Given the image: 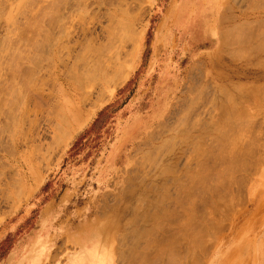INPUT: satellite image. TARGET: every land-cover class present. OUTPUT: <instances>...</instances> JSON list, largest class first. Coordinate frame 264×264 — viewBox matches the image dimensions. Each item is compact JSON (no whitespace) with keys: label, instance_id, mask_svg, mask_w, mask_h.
Returning a JSON list of instances; mask_svg holds the SVG:
<instances>
[{"label":"rangeland","instance_id":"rangeland-1","mask_svg":"<svg viewBox=\"0 0 264 264\" xmlns=\"http://www.w3.org/2000/svg\"><path fill=\"white\" fill-rule=\"evenodd\" d=\"M263 26L264 0H0V264H264Z\"/></svg>","mask_w":264,"mask_h":264},{"label":"bare ground","instance_id":"bare-ground-1","mask_svg":"<svg viewBox=\"0 0 264 264\" xmlns=\"http://www.w3.org/2000/svg\"><path fill=\"white\" fill-rule=\"evenodd\" d=\"M53 2H54V1H53ZM256 6H257V5H256ZM121 8H122V7H121ZM258 8H259V7H258ZM125 10H126V9H125ZM128 11H129V10H128ZM53 14H54V13H53ZM123 14H124V13H123ZM129 14H130V13H129ZM43 15H44V14H43ZM117 15H118V14H117ZM18 16H19V15H18ZM112 16H113V15H112ZM122 16H123V15H122ZM225 16H226V15H225ZM16 17H17V16H16ZM129 18H130V17H129ZM224 18H225V17H224ZM14 19H15V18H14ZM48 19H49V18H48ZM113 19H116V18H113ZM130 20H131V19H130ZM224 20H225V19H223V20L221 19V23H222ZM126 22H127V21H126ZM250 22H251V21H250ZM16 23H17V22H16ZM29 23H30V22H29ZM58 24H59V23H58ZM240 24H241V23H240ZM245 24H246V23H245ZM122 25H125V24H122ZM126 25H127V24H126ZM128 25H130V24H128ZM128 25H127V26H128ZM256 25H257V24H256ZM16 26H17V25H16ZM236 26H237V25H236ZM257 26H258V25H257ZM244 27H245V26H243V28H244ZM263 27H264V26H263ZM42 28H43V27H42ZM127 28H128V31L130 32V27L128 26V27H126V29H127ZM238 28H239V27H238ZM121 29H122V28H121ZM121 29H120V30H121ZM240 29H241V28H240ZM117 30H118V29H117ZM229 30H230V29H229ZM234 30H235V29H234ZM244 30H245V29H244ZM122 31H124V30L122 29ZM126 31H127V30H126ZM241 31H242V30H241ZM247 31H249V30H247ZM256 31H257V30H256ZM261 31H262V30H261ZM110 32L112 33L113 31H110ZM129 32H128V35H130V37H128V38L130 39V38L133 36L132 39L135 40L134 37H135L136 34H134V32H132V31H131L130 33H129ZM229 32H230V31H229ZM229 32H228V33H229ZM236 32H237V31H236ZM238 32H239V31H238ZM43 33H44V32H43ZM113 33H114V32H113ZM113 33H112V34H113ZM125 33H126V32H125ZM132 33H133V34H132ZM241 33H242V32H241ZM245 33H246V32H245ZM245 33L243 32V34H245ZM247 33H248V32H247ZM247 33H246V34H247ZM251 33H252V31H251ZM121 34H122V33H121ZM131 34H132V35H131ZM226 34H227V33H226ZM260 34H261V33H260ZM124 35H125V34H124ZM126 35H127V34H126ZM220 35H221V34H220ZM237 35H240V33H238ZM113 36H114V34H113ZM120 36H121V35H120ZM228 36H229V35H228ZM251 36H252V35H251ZM255 36H256V35H255ZM258 36H259V35H258ZM38 37H39V36H38ZM115 37H116V36H115ZM225 37H227V36L224 35V37H222L223 39H222L221 41H223V42H224V41L227 42V39H229L230 36H229L228 38H226V39H225ZM233 37H234V36H233ZM242 37H243V36H242ZM242 37H241V40H242ZM245 37H246V36H245ZM245 37H243V38H245ZM121 38H122V37H121ZM238 38H239V36H238ZM32 39H33V38H32ZM38 39H39V38H38ZM126 39H127V38H126ZM234 39H236V38H234ZM231 40H233V39L231 38ZM251 40H252V39H251ZM46 41H47V40H46ZM125 41H126V40H125ZM246 41H247V39H246ZM262 41H263V40H262ZM54 42H55V41H54ZM56 42H58V41L56 40ZM132 42H133V41H132ZM132 42H130V43H131V46H132V44H135V43H132ZM236 42H237V41H236ZM238 42H239V41H238ZM238 42H237V44H238ZM247 42H248V41H247ZM258 42H259V41H258ZM61 43H62V42H61ZM122 43H123V42H122ZM227 43H228V42H227ZM230 43H231V42H230ZM240 43H241V42H240ZM243 43H245V42H243ZM35 44H37V43H35ZM104 44H105V43H104ZM107 44H108V43H107ZM220 44H221V43H220ZM222 44L225 45V43H222ZM235 44H236V43H235ZM241 44H242V43H241ZM257 44L259 45V43H257ZM263 44H264V43H263ZM28 45H29V44H28ZM88 45H89V44H88ZM231 45H232V44H231ZM239 45H240V44H239ZM243 45H244V44H243ZM13 46H14V45H13ZM29 46H30V45H29ZM48 46H49V45H48ZM51 46H52V45H51ZM51 46H50V47H51ZM93 46H94V45H93ZM97 46H98V45H97ZM115 46H116V45H115ZM119 46H120V45H119ZM122 46H123V44H122ZM133 46H134V45H133ZM245 46H246V45H245ZM25 47H26V46H25ZM58 47H59V46H58ZM63 47H64V46H63ZM32 48H35V47L33 46ZM52 48H53V47H52ZM55 48H56V47H55ZM59 48H60V47H59ZM88 48H90V47H88ZM91 48H92V47H91ZM103 48H104V46H103ZM106 48H107V47H105V49H106ZM111 48H112V47H111ZM120 48H121V47H120ZM122 48H123V47H122ZM241 48H242V47H241ZM243 48H244V47H243ZM243 48H242V49H243ZM246 48H247V47H245V49H246ZM250 48H251V47H250ZM254 48H255V47H254ZM259 48H260V47H259ZM259 48H258V49H259ZM50 49H51V48H50ZM83 49H85V46L83 47ZM92 49H93V48H92ZM107 49H108V48H107ZM238 49L240 50V48H238ZM46 50H47V49H46ZM48 50H49V49H48ZM55 50H56V49H55ZM59 50H60V49H59ZM63 50H66V49L63 48ZM93 50H94V49H93ZM93 50H92V51H93ZM103 50H104V49H103ZM115 50H116V49H115ZM125 50H126V49H125ZM129 50H130V49H129ZM246 50H247V49H246ZM260 50H261V48H260ZM86 51H88V50H86ZM98 51H99V52H98ZM107 51H112V49H111V50H107ZM113 51H114V50H113ZM116 51H117V50H116ZM116 51H115V52H116ZM120 51H121V50H120ZM230 51H231V50H230ZM256 51H257V50H256ZM261 51H262V50H261ZM88 52L90 53V51H88ZM97 52H98V54H99V53H100V50L97 49V51H96V52H93V53H97ZM103 52H104V51H103ZM239 52H240V51H239ZM248 52H249V51H248ZM253 52H254V51H253ZM253 52H252V53H253ZM93 53H92V55H93ZM128 53H129V51H128ZM231 53H232V52H231ZM234 53H235V52H234ZM245 53H246V52H245ZM75 54H76V53H75ZM98 54H97V55H98ZM108 54H109V53H108ZM130 54H131V53H130ZM237 54H238V52H237ZM248 54H249V53H248ZM253 54H254V53H253ZM253 54H252V55H253ZM60 55H61V54H60ZM110 55H112V54H110ZM113 55H114V54H113ZM116 55L119 56V53L117 54V52H116ZM25 56H26V55H25ZM80 56H81V55H80ZM94 56H95V55H94ZM98 56H99V55H98ZM101 56H102V55H101ZM124 56H125V55H124ZM17 57H18V56H17ZM109 57H110V56H109ZM238 57H239V56H238ZM240 57H241V56H240ZM95 58H96V57H95ZM117 58H118V57H117ZM25 59H26V58H25ZM86 59H87V58H86ZM91 59H92V58H91ZM101 59H102V58H101ZM101 59H98V60L101 61ZM108 59H109V58H108ZM110 59H111V58H110ZM118 59H119V58H118ZM30 60H31V58H30ZM239 60H240V59H239ZM19 61H20V60H19ZM28 61H29V60H28ZM42 61H43V60H42ZM73 61H74V60H73ZM85 61H86V60H85ZM95 61H96V59H95ZM104 61H105V63H107L106 60L104 59L103 62L101 61L102 64H101V63H99V64H98V63H95V64H97V66H96V65H94V66L92 65L93 67H92V66L90 67V70H91V68L95 70V71L91 70L92 74H93V72H95L96 74H97V73H100V74H101V72H104V68H105V67H106V68H107V67H111V65H112V67L109 68V70H108V69H105V70H108V71H109V72L107 71V74L110 75V72H111L110 70L113 68V65H115V64H114L115 62L112 63L110 60H107L108 62H111L112 64L110 63V65L105 66V65H107V64H109V63H107V64L104 65V64H103ZM117 61H120V59L117 60ZM90 62H92V61H90ZM96 62H97V61H96ZM35 63H37V62H35ZM84 64H85V63H84ZM93 64H94V63H93ZM37 65H38V64H37ZM46 65H47V64H46ZM87 65H88V64H87ZM89 65H90V63H89ZM116 65H118V64L116 63ZM263 65H264V64H263ZM28 66H29V65H28ZM30 66H31V65H30ZM52 66H53V65H52ZM260 66H261V65H260ZM0 67H1V66H0ZM6 67H7V66H6ZM35 67H36V66H35ZM86 67H87V66H86ZM38 68H39V67H38ZM40 69H41V68H40ZM118 69H119V68H118ZM68 70H69V69H68ZM90 70H89V71H90ZM112 70H113V69H112ZM121 70H122V69H121ZM123 70H125V69H123ZM79 71H80V70H79ZM89 71H88V72H89ZM44 72H45V71H44ZM56 72H57V71H56ZM56 72H55V75L58 74V73H56ZM88 72H87V74H91V72H89V73H88ZM116 72H117V71H116ZM118 72H121V71L119 70ZM127 72H128V71H127ZM16 73H17V72H16ZM66 73H67V72H66ZM85 73H86V72H85ZM95 73H94V74H95ZM113 73H114V72H113ZM123 73H124V71H123ZM62 74H63V73H62ZM64 74H65V72H64ZM80 74H81V73H80ZM82 74H83V72H82ZM96 74H95V75H92V76L89 75L90 78H91V79H90V78H89V79H90V80H94V78L96 79L97 77H94V76H96ZM102 74H103V73H102ZM107 74H106V75H107ZM121 74H122V73H121ZM121 74H120V75H121ZM128 74H129V73H128ZM13 75H14V74H13ZM52 75H54V74H52ZM52 75H51V77H52ZM59 75H60V74H58V76H59ZM66 75H67V74H66ZM106 75H104V76H106ZM19 76H20V75H19ZM78 76H79V75H78ZM78 76H77V77H78ZM85 76L87 77L88 75H85ZM85 76H83L84 79H86ZM89 76H88V77H89ZM97 76H98V74H97ZM101 76H102V75H101ZM104 76H103V77H104ZM116 76H117V75H116ZM116 76H115V78H116ZM12 77H13V76H12ZM47 77H48V76H47ZM83 77H81V80L83 79ZM93 77H94V78H93ZM121 77H122V76H121ZM53 78H54V77H53ZM72 78L74 79L75 83L78 82V81L75 80V79H76L75 77H72ZM98 78H99V76H98ZM105 78H106V77H105ZM105 78H104V81L106 82L107 79H109L110 77H107L106 79H105ZM54 79H56V78H54ZM84 79H83V81H81V80H79V81L84 83ZM102 79H103V78H102ZM118 79H119V77H118ZM25 80H26V79H25ZM30 80H32V79H30ZM30 80H29V81H30ZM58 80H59V79H58ZM96 80H97V79H96ZM121 80H122V79H121ZM13 81H14V80H13ZM74 81H73V82H74ZM112 81H113V80H112ZM117 81H118V80H117ZM88 82H89V84H88ZM94 82H95V84H96V83L98 82V80H97V82H96V81H94ZM99 82H100V81H99ZM101 82H102V81H101ZM115 82H116V81H115ZM118 82H119V81H118ZM28 83H29V82H28ZM75 83H74V84H75ZM85 83H87V84L84 85L85 88L88 87L87 85H90V81L87 80V79H86ZM92 83H93V81H92ZM92 83H91V84H92ZM7 84H8V83H7ZM74 84H73V85H74ZM2 85H3V84H2ZM75 85L77 86V84H75ZM80 85H81V84L79 83V86H78L79 88H80ZM92 85H93V84H92ZM92 85H90V86H92ZM111 85H112V83H111ZM12 86H13V85H12ZM12 86H11V87H12ZM38 86H39V85H38ZM69 86H70V85H69ZM94 86H95V85H94ZM72 87H73V86H72ZM82 87H83V84H82ZM236 87H237V86H236ZM261 87H262V86H261ZM85 88H83L82 91H80V92H83V90H84ZM99 88H100V87H99ZM234 88H235V87H234ZM257 88H258V87H257ZM80 89H81V88H80ZM28 90H29V89H28ZM71 90H72V88H71ZM100 90H101V89H100ZM236 90H237V89H236ZM239 90H240V89H239ZM6 92H7V91H6ZM6 92H5V93H6ZM23 92H24V91H23ZM73 92H74V91H73ZM101 92H102V90H101ZM225 92H226V91H225ZM247 92H248V91H247ZM261 92H262V91H261ZM13 93H14V92H13ZM17 93H18V92H17ZM88 93H89V91H88ZM230 93H231V92H230ZM10 94H12V93H10ZM26 94H27V93H26ZM83 94H85V93H83ZM255 94H256V93H255ZM75 95H76V94H75ZM90 95H91V93H90ZM25 96H26V95H25ZM30 96H31V95H30ZM230 96H231V95H230ZM257 96H258V95H257ZM257 96H256V97H257ZM261 96H263V95H261ZM261 96H260V97H261ZM13 97H14V96H13ZM23 97H24V96H23ZM27 97H28V94H27ZM86 97H87V96H86ZM227 97H229V96H227ZM16 98H17V97H16ZM80 98H81V97H80ZM84 98H85V97H84ZM229 98H230V97H229ZM231 98H232V97H231ZM263 98H264V96H263ZM22 99H23V98H22ZM198 99H199V98H198ZM225 99H226V98H225ZM256 99H257V98H256ZM258 99H259V98H258ZM24 100H25V98H24ZM34 100H35V99H34ZM76 100H77V99H76ZM84 100H86V99H84ZM66 101H68V100L66 99ZM69 101H70V100H69ZM80 101H81V100H80ZM198 101H199V100H198ZM232 101H233V100H232ZM246 101H247V100H246ZM262 101H264V100H262ZM3 102H4V101H3ZM14 102H15V101H14ZM19 102H20V100H19ZM22 102H24V101L22 100ZM29 102H30V101H29ZM64 102H65V101H64ZM24 103H26V102H24ZM24 103H23V105H24ZM65 103H66V102H65ZM235 103H236V102H234V104H235ZM257 103H258V102H257ZM257 103H256V104H257ZM4 104H5V103H4ZM61 104H62V103H61ZM71 104H72V103H71ZM259 104L261 105L260 102H259ZM0 105H1V104H0ZM63 105H64V104H63ZM66 105H67V103H66ZM74 105H75V104H74ZM74 105L72 104L71 107H73ZM75 106H76V105H75ZM229 106H230V105H229ZM232 106H233V104H232ZM232 106H231V107H232ZM254 106H256V105H254ZM262 106H264V105H262ZM24 107H25V106H24ZM68 107H69V106H68ZM71 107H70V108H71ZM231 107H230V108H231ZM29 108H30V107H29ZM57 108H58V107H57ZM236 108H237V107L235 106V110H234V106L232 107V109H233L235 112H236ZM259 108H260V106H259ZM22 109H23V107H22ZM27 109H28V108H27ZM27 109H25L24 112H27ZM223 109H224V108H223ZM232 109H230V110H232ZM239 109H240V108H239ZM58 110H59V109H58ZM61 110H62V109H61ZM240 110H242V109H240ZM257 110H259V109H257ZM59 111H60V110H59ZM226 111H227V112H226L227 114H228V113L230 114V112H231V111L229 112V110H226ZM234 111L232 112V114L235 113ZM238 111H239V110H238ZM247 111H248V110H247ZM247 111H246V112L244 111V112L247 114ZM7 112H8V111H7ZM71 112H72V111H70V113H71ZM244 112H242V113L244 114ZM263 112H264V110H263ZM20 113H22V112H20ZM28 113H29V111H28ZM67 113H68V112H67ZM240 113H241V112H240ZM240 113H238L239 116H240ZM254 113H256V112H254ZM261 113H262V112H261ZM23 114H24V113H23ZM23 114H22V115H23ZM26 114H27V113H26ZM30 114H31V113H30ZM45 114H46V113H45ZM62 114H63V113H62ZM224 114H225V111H224ZM227 114H226V115H227ZM248 114H249V116H251V118H252V115H250V113H248ZM248 114H247V116H248ZM257 114H258V113H257ZM0 115H1V114H0ZM56 115L58 116V112H57ZM63 115H64V114H63ZM222 115H223V114H222ZM236 115H237V114L235 113L234 116H236ZM261 115H262V114H261ZM11 116H13V115H11ZM11 116H10V117H11ZM20 116H21V115H20ZM227 116H229V115H227ZM227 116H226V117H227ZM239 116H237V119H238ZM244 116H245V115H243V117H244ZM6 117H7V116H6ZM23 117H24V115H23ZM58 117H59L60 121H62V119H61V118H62L61 114H60V116H58ZM64 117H65V116H64ZM243 117H240L241 119H240V118H239V119H240V120H242V119L244 120ZM13 118H14V117H13ZM249 118H250V117H249ZM249 118H248V119H249ZM254 118H255V117H254ZM5 119H6V118H5ZM17 119H18V118H17ZM63 119H64V118H63ZM65 119H67V118H65ZM65 119H64V120H65ZM224 119H225V117H223V121H225ZM227 119H229V118L227 117ZM239 119H238V120H239ZM22 120H23V119H22ZM64 120H63V121H64ZM229 120H235V121H236L235 117H234V119H231V118H230ZM238 120H237V123L240 122V120H239V122H238ZM243 120H242V121H243ZM246 120H247V118H246ZM249 120H250V119H249ZM252 120H254V119H251V122H253ZM1 121H2V120H1ZM9 121H10V120H9ZM15 121H16V119H15ZM52 121H53V120H52ZM242 121H241V123H242ZM261 121H263V120H261ZM217 122H218V120H217ZM226 122H227V121H226ZM233 122H234V121H233ZM244 122H245V121H243V123H242L241 125H243V127H245V125L249 124V125H247V127L249 126V128H250V121H249V123L246 122L247 124H244ZM16 123H17V122H16ZM200 123H201V122H200ZM218 123H219V122H218ZM228 123H229V121H228ZM228 123H227V124H228ZM11 124H12V123H11ZM197 124H198V123H197ZM214 124H215V123H214ZM231 124H233V123H231ZM239 124H240V123H239ZM14 125H15V124H14ZM218 125L221 127V123H219ZM2 126H3V125H2ZM10 126H11V125H10ZM56 126H57V124H56ZM58 126H59V125H58ZM185 126H186V125H185ZM214 126H216V125H214ZM223 126H224V125H222V127H223ZM229 126H230V123H229ZM261 126H262V125H261ZM0 127H1V126H0ZM220 127H218V128L221 129ZM224 127H225V126H224ZM231 127H234V125H233V126L231 125ZM247 127H246V128H247ZM252 127H253V126H252ZM57 128H59V127H57ZM61 128H62V127H61ZM201 128H202V127H201ZM234 128H235V127H234ZM234 128H233V129H234ZM187 129H188V128H187ZM192 129H193V128H192ZM226 129H228V128L226 127ZM226 129H224V130H226ZM231 129H232V128H230V130H231ZM233 129H232V130H233ZM235 129H236V128H235ZM3 130H4V129H3ZM3 130H2V131H3ZM232 130H231V131H232ZM238 130H239V129H238ZM253 130H254V129H253ZM10 131H11V130H10ZM20 131H21V130H20ZM187 131H188V130H187ZM189 131H190V130H189ZM241 131H243V130H241ZM251 131H252V130H251ZM12 132H13V131H12ZM226 132H227V131H226ZM228 132H229V131H228ZM228 132L226 133V136H225V134L222 136V139H220L221 135L219 134V135H220V137H218V138H219V142H220V140H221V141L223 140V137H224V136H225L226 138L229 137V136H228ZM248 132H250V131H248ZM255 132H256V131H255ZM7 133H8V132H7ZM186 133H187V132H186ZM197 133H198V132H197ZM224 133H225V131H224ZM250 133H251V132H250ZM250 133H249V134H250ZM260 133H261V132H260ZM24 134H26V133H24ZM230 134H231V133H230ZM230 134H229V135H230ZM252 135H254V134H252ZM232 136H233V135H232ZM232 136L230 135L231 138H232ZM209 137H210V136H209ZM215 137H217V136H215ZM215 137H214V138H215ZM225 137H224V139L226 140ZM231 138H230V139H231ZM234 138H235V137H234ZM236 138H237V137H236ZM259 138H260V137H259ZM186 139H187V138H186ZM216 139H217V138H216ZM216 139H215V140H216ZM228 139H229V138H228ZM228 139H227V140H228ZM215 140H214V142H216ZM235 140H236V139H235ZM245 140H246V139H245ZM256 140H258V139L256 138L254 141H256ZM15 141H16V140H15ZM211 141H212V140H211ZM238 141H240V140H238ZM238 141L236 140V144L239 143ZM242 141H244V140H242ZM242 141H240V142H242ZM248 141H249V140H248ZM254 141H253L252 143H254ZM258 141H260V140H258ZM258 141H256V142L258 143ZM263 141H264V140H263ZM231 142H232V141H231ZM234 142H235V141H234ZM246 142H247V141H246ZM249 142H250V141H249ZM223 143L225 144V141H224ZM228 143H230V142H228ZM232 143H233V142H232ZM232 143H231V144H232ZM247 143H248V142H247ZM10 144H11V143H10ZM16 144H17V143H16ZM211 144H212V143H211ZM234 144H235V143H234ZM239 144H240V143H239ZM242 144H243V143H242ZM254 144H256V143H254ZM57 145H58V144H57ZM208 145H209V144H208ZM226 145H227V143H226ZM218 146H219V145H218ZM231 146H232V145H231ZM238 146H239V145H238ZM242 146H244V145H242ZM256 146H257V145H256ZM260 146H261V145H260ZM207 147H208V146H207ZM239 147H241V145H240ZM243 148H245L244 150L246 151V153H245L246 156L249 157V156H248V155H249V152L247 153V150H249V149H247L246 147H243ZM243 148H240V149L242 150ZM255 148L257 149V147H255ZM40 149H41V148H40ZM196 149H197V148H196ZM211 149H212V148H211ZM222 149H223V150H222ZM222 149L220 148V150H221L220 152H223L224 150H227V149L225 148V146H224ZM234 149H235V147H234ZM236 149H237V146H236ZM253 149H254V147H253ZM253 149H252V150H253ZM43 150H44V149H43ZM53 150H54V148H53ZM218 150H219V149H217V151H218ZM231 150H232V149H231ZM238 150H239V148H238ZM238 150H237V152L240 153L241 150H240V151H238ZM252 150H251V152H252V154H253V151H252ZM198 151H199V149H198ZM202 151H204V150H202ZM208 151H209V150H208ZM232 151H233V150H232ZM232 151H227V152H232ZM38 152H39V151H38ZM233 152L237 153L236 151H233ZM242 152H243V151H242ZM201 153H203V152H200V154H201ZM204 153H205V152H204ZM204 153H203V154H204ZM207 153L209 154V152H207ZM207 153H206V154H207ZM216 153H217V152H216ZM224 153H225V152H223L222 154L220 153V155H219V152H218V155H219L218 158H222V155H223ZM235 153H233V154H235ZM34 154H36V153L34 152ZM192 154H193V153H192ZM203 154H202V155H203ZM241 154H242V153H241ZM243 154H244V153H243ZM252 154H251V155H252ZM254 154H255V153H254ZM195 155H196V154H195ZM212 155H213V153H212ZM216 155H217V154H216ZM237 155H239V154H237ZM251 155H250V156H251ZM260 155H261V154H260ZM190 156H191V155H190ZM210 156H211V153H210ZM243 156H244V155H243ZM198 157H199V156H198ZM215 157H216V156L214 155V158H215ZM224 157H225V156H224ZM224 157H223V158H224ZM228 157H229V155L227 156V158H228ZM237 157H238V156H237ZM241 157H242V155H240V157H238L237 160H239V158L242 159ZM254 157H255V156H254ZM254 157H253V158H254ZM205 158H206V157L204 156V159H205ZM229 158H230L231 160H233V159H232L233 156H232V158H231V156H230ZM244 158H245V157H244ZM199 159H200V158H199ZM199 159H197V160H199ZM204 159L202 160L203 162H205V160H207V159H205V160H204ZM208 159H209V158H208ZM211 159H212V158H211ZM230 159H228V161H229ZM247 159H249V158H247ZM254 159H255V158H254ZM197 160H196V161H197ZM215 160H217V158H215ZM218 160H219V159H218ZM220 160L223 161V159H220ZM224 160H226V159H224ZM231 160H230L229 162H231ZM196 161H195V162H196ZM202 161H201V162H202ZM207 161H208V160H207ZM244 161H245V163H244ZM249 161H250V160H249ZM249 161L247 160V163H246V159H245V160L243 159V163H244V164H248ZM251 161H252V160H251ZM198 162H199V161H197V163H195V164L198 165ZM203 162H202V164H203ZM215 162H216V161H215ZM219 162H220V161H219ZM234 162H235V161H234ZM237 162H238V161H237ZM221 163H222V162H221ZM227 163H228V162H227ZM227 163L225 164V162H223V164H225L227 167H225V165H224V166L222 165L223 167L226 168V170H229V171H230V169L235 168V169H233V170H235V171L237 170V172H238L239 169H236L235 166L232 167V168H228L229 163H228V165H227ZM243 163L241 164V165H242V166H241L242 169H243L244 167H247V165L245 166ZM251 163H252V162H251ZM199 164H201V163H199ZM202 164H201V165H202ZM210 164H211V163H210ZM230 164H231L230 166H233V165H232L233 162H231ZM235 164H236V163H235ZM252 164H253V163H252ZM255 164H256V163H255ZM190 165H191V164H190ZM201 165H200V166H201ZM205 165H208V164L205 163ZM243 165H244V167H243ZM256 165H257V164H256ZM194 166H195V165H194ZM202 166H203V165H202ZM202 166L200 167V169L202 168ZM222 166H221V167H222ZM237 166H239L238 163H237ZM248 166H249V165H248ZM250 167H251V166H250ZM203 168H204V167H203ZM203 168H202V169H203ZM225 168H224V169H223V168H222V169L218 168V169H220V170H225ZM227 168H228V169H227ZM238 168H240V167H238ZM189 169H190V168H189ZM205 169H206V168H205ZM205 169H204V170H205ZM242 169H240L239 171L241 172ZM204 170H203L202 172H204ZM216 170H217V169H216ZM216 170H215V172H218V173H216V174L213 173L214 171L211 172L213 176H214V175L217 176L218 174H220V173H219L220 171H219V170L216 171ZM243 170H244V169H243ZM229 171H228V172H229ZM235 171H234V172H235ZM245 171H246V169H245ZM185 172H186V171H185ZM197 172H198V171H197ZM202 172H201V173H202ZM206 172H207V171H205V173H206ZM228 172H227V174H228ZM232 172H233V171H232ZM234 172H233V174H234ZM237 172H235V173H237ZM207 173H209V171H208ZM189 174H190V173H189ZM189 174H187V175H189ZM229 174H231V172H229ZM229 174H228V175H229ZM241 174H242V173H241ZM243 174H244V173H243ZM243 174H242V175H243ZM183 175H184V174H183ZM207 175H208V174H207ZM207 175H205V178H206ZM220 175H221V174H220ZM225 175H226V173H225ZM225 175H223V180H224V178H226ZM196 176H197V175H196ZM203 176H204V175H203ZM203 176H202V177L199 176V177H200V178H203ZM213 176H212V177H213ZM215 176H214V177H215ZM221 176H222V175H221ZM224 176H225V177H224ZM229 176L232 177L233 175H229ZM229 176H228V179H229ZM239 176H240V175H239ZM243 176H245V175H243ZM191 177H192V176H191ZM199 177H198V178H199ZM207 177H209V175H208ZM214 177H213V178H214ZM218 177L220 178L219 175H218ZM240 177H241V176H240ZM185 178H186V177H185ZM193 178H194V177H193ZM213 178H212V179H213ZM219 178H216V177H215V179H214L215 182L218 183V179H219ZM221 178H222V177H221ZM221 178H220V179H221ZM244 178H245V177H244ZM244 178L242 177V179H244ZM259 178H260L259 181H260L261 183H264V172H263V171H262V173L260 174ZM194 179H195V178H194ZM207 179H208V178H207ZM209 179H210V177H209ZM209 179H208V185H209V184L211 185V184L213 183L214 180H213V181L211 180V182H210ZM220 179H219V181L221 182L222 179H221V180H220ZM226 179H227V178H226ZM240 179H241V178H240ZM188 180H189V179H188ZM191 180H192V179H191ZM202 180H203V179H201V182L205 181V180H203V181H202ZM236 180H237V178H236ZM189 183H190V182H189ZM205 183H206V182H205ZM205 183H203L202 185H201L200 183H199V184H200L201 186H203V185L205 186V185H206ZM2 184H3V183H2ZM7 184H8V183H7ZM190 184H191V183H190ZM191 185H193V184H191ZM191 185H190L189 188H191ZM194 185H195V184H194ZM208 185H207V186H208ZM213 185H214V183H213ZM228 185H229V184H228ZM228 185H227V186H228ZM209 187H211V186H209ZM232 187H233V186H232ZM189 188H188V190L191 191ZM196 188H197V187H196ZM204 188H206V189H205V190L207 191L206 193H208V194L211 193V192L213 193V188H214V187L210 188V189L212 190L211 192H210L209 190H207V187H206V186H205ZM204 188H201V189H204ZM216 188H218V186H217ZM216 188H215L214 191H215L216 193H217V192L219 193V191H217V190L220 189V188H218L217 190H216ZM222 188H224V189L226 188V187H224V184H223V186L221 187V189H222ZM162 189H163V188H162ZM197 189H198V188H197ZM208 189H209V188H208ZM221 189H220V190H221ZM224 189H222V191H223ZM6 190H7V189H6ZM193 190H194V189H193ZM226 190H228V189L226 188V189L224 190V192H225ZM197 191H198V190H197ZM203 191H204V190H203ZM191 192H192V191H191ZM215 192H214V193H215ZM224 192H223V193H224ZM226 192H228V191H226ZM226 192L224 193V195L226 194ZM16 193H17V192H16ZM212 193H211V194H212ZM221 193H222V192H220V195H219V196H220V197H219L220 200L222 199L221 196H222V194H223V193H222V194H221ZM179 194H180V191H179ZM188 194H190V193H188ZM213 195H214V194H213ZM217 195H218V194H217ZM209 196H210V194H209ZM214 196L216 197V194H215ZM225 196H226V195H225ZM228 196H229V195H228ZM202 197H203V196H202ZM237 197H238V196H237ZM216 198H217V197H216ZM216 198H214V199H216ZM219 198H218V199H219ZM223 198H224V196H223ZM227 198H229V197H227ZM179 199H180V198H179ZM201 199H202V198H201ZM225 199H226V198H225ZM180 200H181V199H180ZM198 200H199V199H198ZM220 200H219V201H220ZM228 200H229V199H228ZM176 201H177V200H176ZM182 201H183V198H182ZM182 201H180V202L182 203ZM190 201H192V200L190 199ZM219 201H218V203H219ZM223 201H224V200H223ZM161 202H162V201H161ZM163 202H164V201H163ZM180 202H179V204H180ZM188 202H189V201H188ZM188 202H187V203H188ZM193 202H194V201H192L191 203H193ZM199 202L201 203V200H200ZM215 202H217V200H216ZM221 202H222V201H221ZM221 202H220V204H222ZM225 202H226V201H225ZM228 202H229V201H228ZM166 203H167V202H166ZM168 203H169V202H168ZM187 203H186V204H187ZM147 204H148V203H147ZM182 204H183V203H182ZM189 204H190V203H189ZM201 204H202V203H201ZM210 204H211V203H210ZM216 204H217V203H216ZM220 204H219V205H220ZM219 205H218V206H219ZM163 206H164V205H163ZM187 206H188V205H187ZM187 206H186V207H187ZM192 206H193V204H192ZM222 206H223V205H221V207H222ZM231 206H232V205H231ZM188 207H189V206H188ZM193 207L195 208V206H193ZM205 207H206V206H205ZM224 207H225V206H224ZM224 207H222V210L224 209ZM213 208H214V207H213ZM218 208H219V207H218ZM226 208H228V207H226ZM152 209H153V208H152ZM188 209L190 210V207H189ZM211 209H212V208H211ZM211 209H210V210H211ZM219 209H220V208H219ZM173 210H174V209H173ZM183 210H184V208H183ZM183 210H182V211H183ZM191 210H192V209H191ZM205 210H206V209H205ZM210 210H209V211H210ZM162 211H163V210H162ZM185 211H187V210H184V212H185ZM216 212H217V211H216ZM223 212H224V211H223ZM159 213H160V212H159ZM162 213H163V212H162ZM174 213H175V212H174ZM186 213L188 214L189 212H186ZM192 213H193V211H192V212L190 211V213H189L190 215H192V217H191V216H188V215H189V214H188V215H186L185 217H183V219L186 218V217H187V218H188V217L193 218V217H194L193 215H195V214H192ZM211 213H212V212H211ZM211 213H210V214H211ZM213 213H214V211H213ZM155 216H156V215H155ZM175 216H176V215H175ZM197 216H198V215H197ZM204 216H205V213H204ZM214 216H215V215H214ZM162 217H163V216H162ZM206 217H208V214L206 215ZM212 217H213V216H212ZM195 218H196V215H195L194 219H195ZM199 218H200V217H199ZM183 219H182V220H183ZM188 219H190V218H188ZM196 219H197V218H196ZM201 219H202V218H201ZM178 220H181V219H178ZM182 220H181V221H182ZM186 220H187V219H185L184 221H186ZM192 220H193V219H192ZM197 220H198V219H197ZM212 220H213V219H212ZM215 220H216V219H215ZM193 221H194V220H193ZM161 222H162V221H161ZM177 222H178V221H177ZM186 222H187V221H186ZM190 222H191V220H190ZM210 222H211V221H210ZM224 222H225V221H224ZM156 223H157V222H156ZM181 223H184V222L182 221ZM194 223H195V222H194ZM198 223H199V222H198ZM198 223H197V224H198ZM158 224H159V223H158ZM163 224H164V223H163ZM167 224H168V223H167ZM176 224H177V223H176ZM179 224H180V223L178 222L177 226H179ZM187 224H188V222L184 224V225L187 226L186 228L189 227V225H187ZM192 224H193V223H192ZM197 224H196V225H197ZM199 224H200V223H199ZM202 224H203V223H201V225H202ZM215 224H216V222H215ZM182 225H183V224H182ZM203 225H204V224H203ZM220 225H221V224H220ZM162 226H164V225H162ZM177 226H176V227H177ZM193 226H194V225H193ZM217 226H219V225L217 224ZM167 227H168V226H167ZM169 227H170V225H169ZM191 227H192V225H191ZM197 227H198V226H197ZM200 227L202 228V226L199 225V227L196 229V227L194 226L195 230H198V231L200 230V229H199ZM140 228H141V227H140ZM177 228H178V227H177ZM179 228H183V227L181 226V227H179ZM192 228H193V227H192ZM194 228L191 230V233H192V231L195 232ZM209 228H210V227H209ZM211 228H214V225L211 226ZM218 228H219V227H218ZM184 229H185V226H184ZM190 229H191V228H190ZM203 229H204V228H203ZM214 229H215V228H214ZM214 229H213V230H214ZM216 229H217V227H216ZM142 230H143V229H142ZM178 230H180V229H178ZM181 230L183 231V229H181ZM213 230H212V231H213ZM200 231H201V230H200ZM206 231H207V230H206ZM202 232H203V231H201V233H202ZM214 232L216 233V230H215ZM214 232H213V233H214ZM174 233H175V232H174ZM188 233L191 234L190 232H188ZM188 233H187L186 235H188ZM196 233H199V235H201L200 232H197V231H196ZM204 234H205V232H204ZM184 235H185V234H184ZM184 235H183V236H184ZM195 235H197V236H195L196 238H199V235H198V234H195ZM177 236H178V235H177ZM191 236H194V233H193V235H191ZM191 236H190V237H191ZM185 237H186L187 240L190 239L189 237L187 238V236H185ZM202 237L205 238V236H203V234H202ZM206 238H207V237H206ZM206 238H205V239H206ZM172 239H173V238L171 237V239H168V240H170V241L172 242ZM174 239H175V238H174ZM202 239H203V238H202ZM202 239H201V240H202ZM145 240H146V238H145ZM192 240H193V238H192ZM198 240L200 241V238H199ZM198 240H197V241H198ZM173 241L175 242V240H173ZM206 241H207V240L204 241V239H203L201 242L204 243V242H206ZM201 242H200V243H201ZM85 243H86V242H85ZM172 243H173V242H172ZM152 244H153V243H152ZM173 244H174V243H173ZM180 244H181V243H180ZM192 244H193V243H192ZM205 244L207 245V242H206ZM199 245H202V244H199V243H198L197 246H199ZM168 246L170 247V245H168ZM172 246H173V245H172ZM190 246H192V245H190ZM193 246H194V245H193ZM197 246H195V247H197ZM202 246H205V245L203 244ZM163 247H166V246H163ZM85 248H86V247H85ZM92 248H93V247H92ZM146 248H147V247H146ZM150 248H151V247H150ZM130 249H131V248H130ZM89 250H90V249H89ZM132 250H133V249H132ZM158 250H159V249H158ZM160 250H161V249H160ZM139 252H140V251H139ZM139 252H138V253H139ZM156 252H157V251H156ZM135 253H136V252H135ZM154 253H155V252H154ZM172 253H173V252H172ZM136 254H137V253H136ZM155 254H156V253H155ZM169 254H170V253H169ZM173 254H174V256L176 257L175 253H173ZM189 254H190V253H189ZM123 255H124V254H123ZM146 255H147V254H144L143 256H144V257H147ZM171 255H172V254H171ZM152 256H153V255H152ZM159 256H160V255H159ZM155 257H156V256H155ZM175 257H174V259H175ZM81 258H82V257H81ZM176 258H177V257H176ZM143 260L146 261L147 258H146V260H145V258H143ZM153 260H154V258H153ZM153 260H152V261H153ZM172 260H173V259H172ZM172 260H171V262H172ZM175 260H177V259H175ZM179 260H180V259H179ZM182 260H183V259H182ZM105 261H106V260H105ZM177 261H178V260H177ZM177 261H175V262H177ZM150 262H151V261H150ZM162 262H163V261H162ZM175 262L173 261V264H175ZM153 263H154V261H153Z\"/></svg>","mask_w":264,"mask_h":264}]
</instances>
